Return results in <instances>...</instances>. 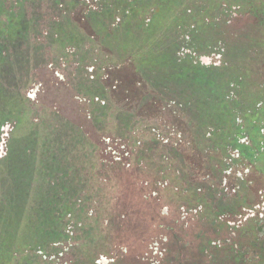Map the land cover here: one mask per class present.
Masks as SVG:
<instances>
[{"label": "rangeland", "instance_id": "rangeland-1", "mask_svg": "<svg viewBox=\"0 0 264 264\" xmlns=\"http://www.w3.org/2000/svg\"><path fill=\"white\" fill-rule=\"evenodd\" d=\"M186 2L120 0L119 10L88 21L77 0H0V264H46L51 252L53 264H97L108 250L119 254L117 264H134L160 241L163 220L172 232L188 227L191 239L213 232L199 217L173 222L181 206L189 211L175 188L195 184L208 128H226L227 76L208 72L206 54L225 38L223 61L239 66L238 76L241 23L255 20L251 12L257 5L263 12L264 0H228L231 33L215 34L205 22L192 33L193 44L213 41L200 52L205 66L180 54L175 77L157 79L151 62L177 40L173 16ZM154 4L147 30L140 15ZM115 13L128 17L115 25ZM143 46L159 51L141 61Z\"/></svg>", "mask_w": 264, "mask_h": 264}, {"label": "flooded vegetation", "instance_id": "flooded-vegetation-1", "mask_svg": "<svg viewBox=\"0 0 264 264\" xmlns=\"http://www.w3.org/2000/svg\"><path fill=\"white\" fill-rule=\"evenodd\" d=\"M77 1L81 2L82 8L86 9L85 19L88 21L91 16H101V19H104L103 13L107 8L120 9V0L118 4L116 0ZM128 2L130 5V0ZM262 11L258 12L257 5L254 10L257 13L256 21L241 23L244 28L241 38L246 34L247 39L243 40V43H237L239 47L242 46L238 76L236 70L239 66L223 61L227 51L225 38L220 39L219 50L206 54L212 56V62L207 68L208 72H219L225 79L227 76V93H223L220 99V108L226 117L224 118L226 128L225 126L217 130L216 127L208 128L210 131L206 136L209 137L205 138L204 142L208 149L202 154V158L206 161L199 170L196 166L194 168L192 177L195 184L192 186V184L182 183L175 188L183 204L189 206L190 213L181 206L183 214L172 218L173 222L178 220L183 225L184 222L188 224L192 219L199 223L197 220L199 217L200 223L207 227V230L212 228L213 232L202 231L200 236L194 235L191 239L188 227L186 231L172 232L170 225L166 224L168 221L163 220L160 225V229L163 230L158 233V235L161 234L160 241L152 250L150 249L151 254L147 253L148 256L144 257L143 261L135 258L134 264H264V10ZM125 14H128V11ZM125 14L120 16L119 13H115L117 17L115 25H119L128 17ZM151 21L152 12H149L144 21V27L148 28ZM225 24L230 27L231 18H228ZM195 27L197 23H192L190 29L185 32L184 27L177 24V40H172L168 46L176 50V54L171 58L174 60L179 58V60L172 61L170 57H167L163 63L168 62L172 68H177V64L181 62V57L178 56L180 54L191 58L189 63L195 64V68L205 63L200 52L210 49L213 41L200 43L198 39H195L196 43L193 44L192 33L196 31ZM228 27L224 29L226 34L231 33ZM248 34L254 35L255 38L248 39ZM190 43L195 47H191ZM218 58L219 61L216 60ZM153 65L156 66V64ZM158 67L154 68L159 70ZM175 70L172 77H175ZM151 72L157 73V79L164 78L162 72L155 70ZM151 72L148 73L151 74ZM172 93L178 92L173 90ZM167 95L169 94L165 93L163 98L157 97L160 104L166 101L164 98ZM150 99V95H146L144 104L150 102ZM223 104L224 107H221ZM208 179L219 182L209 183ZM187 185L192 186V189L183 188ZM71 233L72 227L68 226L64 235L71 238L73 235ZM150 233L153 231L151 230ZM169 238L173 241L167 245L165 242H169ZM153 250L155 256H151ZM118 257H120L119 254H112L108 250V252L98 253L94 261L97 264L102 260L106 262L103 264H117ZM55 259V255L51 252L44 256L42 262L53 264Z\"/></svg>", "mask_w": 264, "mask_h": 264}, {"label": "trees", "instance_id": "trees-1", "mask_svg": "<svg viewBox=\"0 0 264 264\" xmlns=\"http://www.w3.org/2000/svg\"><path fill=\"white\" fill-rule=\"evenodd\" d=\"M6 0H4L5 2ZM145 1V0H143ZM228 0H187L186 3L180 4V13L177 14V17L174 15L173 19L177 22V24L179 26H181L182 28L184 27L185 32L187 30L190 29L192 23H204L209 26L211 28V30H215L214 32H219L222 31L221 34H223L224 29L226 28V24L227 23V19L224 18V14H226L225 10V6H228L229 4H227ZM166 1H164L162 4H166ZM162 4L160 2L161 5V11L160 12H165L166 9H164V7H162ZM159 5V6H160ZM156 4H154L153 6H148L147 8L144 9V11H142L140 17L142 19L143 25H144V21L146 19V16L149 12H152V15L155 14L156 12ZM10 10V9H8ZM113 11V10H112ZM222 11V12H221ZM14 12V11H13ZM214 15H221L218 16V21L215 20ZM226 16H228L226 14ZM257 13L253 12L251 13V17L256 19ZM221 17V18H220ZM214 18V19H213ZM225 20H222V19ZM126 19L123 20V22H125ZM152 21H154L152 19ZM251 21L255 22L256 20L251 19ZM244 22V21H243ZM177 24L175 27V31L177 28ZM147 30L150 28H146ZM148 38V36H147ZM224 39V38H223ZM157 47V46H156ZM178 48V46H175ZM146 46H143V48L141 49V61H144L145 56H150L148 59H150L156 52H158L159 50H157L156 48H148L146 49ZM175 49L174 47L171 46H167L165 49H163L162 52L157 53L156 55V59L153 60L151 62V64H156V66H159L158 69H154L157 72H162L164 75H167L168 80H169V75L171 74L170 72L174 71L176 68H163V66L165 65V63H163L164 60H166L167 57H172V55H175ZM144 53V55H142ZM132 56L134 58H137L136 54H134L133 52L131 53ZM131 56V55H130ZM148 59L145 60V63L148 62ZM162 61V64H161ZM168 63V62H166ZM152 64V65H153ZM162 65V67H161ZM167 65L170 66V64L168 63ZM138 66V65H137ZM139 69V68H138ZM140 70V69H139ZM164 80H166L165 78H162ZM146 98V96L142 97L141 100L144 101ZM6 121V120H5ZM6 123V122H5ZM5 124H2L1 128L4 126ZM3 159H1L0 161L4 160V157H2ZM6 158V157H5ZM51 205H52V201L49 205V211H51ZM73 212V210L71 211ZM61 222H63V220H61ZM63 232L66 231L65 225L64 227H62Z\"/></svg>", "mask_w": 264, "mask_h": 264}, {"label": "water", "instance_id": "water-1", "mask_svg": "<svg viewBox=\"0 0 264 264\" xmlns=\"http://www.w3.org/2000/svg\"><path fill=\"white\" fill-rule=\"evenodd\" d=\"M3 153V152H2ZM2 153H0V158L3 156Z\"/></svg>", "mask_w": 264, "mask_h": 264}]
</instances>
